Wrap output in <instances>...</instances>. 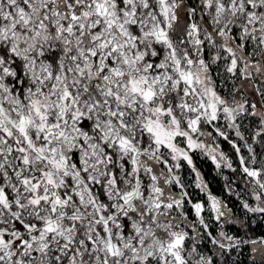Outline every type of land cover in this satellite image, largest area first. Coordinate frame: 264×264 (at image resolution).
Listing matches in <instances>:
<instances>
[{"label": "snow or ice", "instance_id": "1", "mask_svg": "<svg viewBox=\"0 0 264 264\" xmlns=\"http://www.w3.org/2000/svg\"><path fill=\"white\" fill-rule=\"evenodd\" d=\"M0 264H264V0H0Z\"/></svg>", "mask_w": 264, "mask_h": 264}]
</instances>
